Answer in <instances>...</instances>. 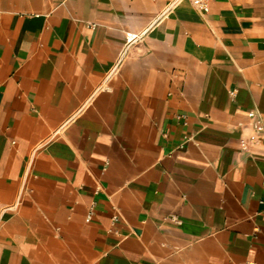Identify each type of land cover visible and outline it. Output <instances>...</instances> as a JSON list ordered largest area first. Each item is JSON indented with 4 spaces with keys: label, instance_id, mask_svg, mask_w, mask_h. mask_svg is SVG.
I'll return each mask as SVG.
<instances>
[{
    "label": "crops",
    "instance_id": "1",
    "mask_svg": "<svg viewBox=\"0 0 264 264\" xmlns=\"http://www.w3.org/2000/svg\"><path fill=\"white\" fill-rule=\"evenodd\" d=\"M252 110L264 0H0V264H264Z\"/></svg>",
    "mask_w": 264,
    "mask_h": 264
},
{
    "label": "built area",
    "instance_id": "2",
    "mask_svg": "<svg viewBox=\"0 0 264 264\" xmlns=\"http://www.w3.org/2000/svg\"><path fill=\"white\" fill-rule=\"evenodd\" d=\"M190 1L199 12L205 13L209 9V3L212 0H190ZM143 37H144V33H127L126 41H125V48L123 49L121 53V57L119 61L126 55L129 48L137 41H141ZM249 117L251 118L252 125L255 129L262 130L264 128L263 121L257 111L255 110L250 111Z\"/></svg>",
    "mask_w": 264,
    "mask_h": 264
}]
</instances>
